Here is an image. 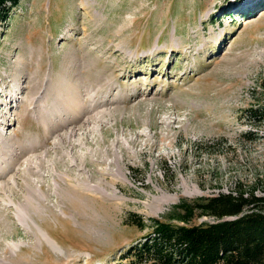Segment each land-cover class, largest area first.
Wrapping results in <instances>:
<instances>
[{"label": "rangeland", "instance_id": "1", "mask_svg": "<svg viewBox=\"0 0 264 264\" xmlns=\"http://www.w3.org/2000/svg\"><path fill=\"white\" fill-rule=\"evenodd\" d=\"M1 103L0 146L19 149L0 161L23 157L0 181V260L119 264L151 219L182 224L183 200L264 194V119L243 117L264 109V0H20L0 22ZM30 162L40 194L62 174L84 205L50 197L22 219L12 189Z\"/></svg>", "mask_w": 264, "mask_h": 264}, {"label": "trees", "instance_id": "2", "mask_svg": "<svg viewBox=\"0 0 264 264\" xmlns=\"http://www.w3.org/2000/svg\"><path fill=\"white\" fill-rule=\"evenodd\" d=\"M19 2L0 0V22ZM243 117L248 123L263 120L264 109H246ZM247 136L255 134L249 131ZM254 190L239 184L235 192L181 201L171 218L182 224L151 219L152 231L129 245L119 255V264H264V194ZM202 215L213 221L189 224ZM133 223L143 226L140 219Z\"/></svg>", "mask_w": 264, "mask_h": 264}, {"label": "bare ground", "instance_id": "3", "mask_svg": "<svg viewBox=\"0 0 264 264\" xmlns=\"http://www.w3.org/2000/svg\"><path fill=\"white\" fill-rule=\"evenodd\" d=\"M23 87V86H22ZM18 96V97H17ZM15 96L12 100H13V103L15 101L18 102L19 98H20V95H17ZM100 103V102H99ZM9 104V103H8ZM11 104H12V101H11ZM78 103L75 104L74 106V111H76V108H79L81 107V105L79 106ZM10 105V104H9ZM2 106H4V104L1 103L0 105V110L2 109ZM99 108H100V105H98ZM87 109V106L85 107ZM92 108V107H91ZM103 108H105L103 106ZM102 108V109H103ZM110 108V107H109ZM94 109V108H93ZM108 109V108H107ZM84 110L83 107H81L80 110L76 111L77 114H76V119L77 117L80 116V113H84ZM88 110V109H87ZM68 111V110H67ZM67 111H65V113L67 114ZM70 111V109H69ZM86 111V110H85ZM92 111V109H91ZM98 112V111H97ZM96 112V113H97ZM72 113V111H71ZM88 113H89V110H88ZM106 113V112H105ZM91 114V113H90ZM102 114V113H101ZM61 115V114H60ZM96 115V114H95ZM106 115V114H104ZM64 116V115H63ZM102 116V115H101ZM58 117V116H57ZM62 117V115H61ZM60 117H58L59 119ZM7 118H5V120H1L0 119V122H2V127L0 126V130H3L5 128H8L9 127V124H10V121H7L6 120ZM97 119V118H95ZM88 120V119H87ZM92 120H94L92 118ZM71 121V120H69ZM73 121V120H72ZM77 121V120H76ZM91 121V120H89ZM54 122V121H52ZM56 122V120H55ZM80 122V121H79ZM94 122V121H93ZM102 122V121H100ZM58 123V122H57ZM69 123V122H68ZM71 124V123H70ZM69 124V125H70ZM74 124V123H73ZM65 124H63L62 126H64ZM83 125V124H82ZM87 126V124H85ZM93 125V124H92ZM61 126V127H62ZM66 126V125H65ZM72 126V125H71ZM70 126V127H71ZM73 127V126H72ZM84 127V126H83ZM56 128V127H55ZM63 128L65 127H62V130ZM68 128V127H67ZM86 128V127H85ZM90 128V127H89ZM50 129V128H49ZM53 129V128H52ZM57 129V128H56ZM59 129V127H58ZM57 129V130H58ZM61 129V128H60ZM56 130H54L53 132H55ZM60 131V130H59ZM64 131V130H63ZM61 132V131H60ZM64 134V133H63ZM67 134V133H66ZM69 134V133H68ZM54 135V134H53ZM58 136V135H57ZM1 137H4L3 135ZM0 137V138H1ZM53 136H51L50 138H52ZM56 137V136H55ZM5 143V142H4ZM18 144V143H17ZM3 146H0V158H1V155L2 153L7 149L9 152V149L11 151L10 154H12L14 152L15 149H19V146L16 145V142L14 140H11V139H7L6 140V143L5 144H2ZM57 145H59L60 147V144L57 143ZM55 147H57L55 145ZM54 147V148H55ZM58 148V147H57ZM64 149V148H63ZM22 150L23 151V148L20 147V151ZM61 151V149H60ZM59 152V151H58ZM63 152V151H62ZM61 153V152H59ZM62 154V153H61ZM60 154V155H61ZM64 156V155H63ZM23 156H19L18 159H13L11 160L10 157L9 158H5L6 161H0V181H7L9 176L11 177V175H15L14 172L16 171V166L19 162V160L22 158ZM62 157V156H61ZM11 160V161H10ZM86 162L82 161V163L78 166V172L81 173L83 172V169L84 167H86ZM41 165V164H40ZM88 165V164H87ZM39 165H35L34 163L30 162L27 164V166L25 167V174L24 175H21L24 177V181L25 183L23 184L21 181V179L19 177H16V182H17V188L16 189H12L13 193L14 194V197H19L21 196L20 198V204L18 206V213H19V216L22 218V219H27L28 218V215L29 214H35V215H38V216H41L45 213L46 210H49V211H53L55 208H57V206L62 207L63 209H67L66 206L67 205H71V206H77V207H80L83 204V200L82 198L85 197L86 195L84 194V192H87V189L83 188V190H80L78 188H76L73 183L71 182L70 179L66 178L64 175L62 174H58L56 175V187H53V188H50V193L47 195V194H40L39 191H38V188L40 187V189H43V186H44V182L42 181V176L43 174L41 175L40 170L38 169ZM72 167V165H71ZM77 167V166H75ZM74 167V168H75ZM41 168V167H40ZM74 168L72 169V171L74 170ZM16 173V172H15ZM19 174V173H18ZM18 174L16 173V175L18 176ZM23 174V173H22ZM12 175V176H13ZM85 175H83L81 173V175H79V179H82L84 178ZM14 177V176H13ZM15 178V177H14ZM15 180V179H14ZM41 180V182L39 181ZM10 181V180H8ZM88 182V180H86ZM4 184V183H3ZM6 184V183H5ZM11 184V183H10ZM85 184V182H84ZM7 185V184H6ZM86 185V184H85ZM88 187V186H87ZM12 188V187H11ZM6 189V188H5ZM8 189H10L8 187ZM7 189V190H8ZM11 190V189H10ZM88 190L91 191V189L88 187ZM84 191V192H83ZM21 194V195H20ZM1 195V194H0ZM50 197H56L57 198V206L53 205V206H49V204H47L46 200H48ZM55 198V199H56ZM40 218V217H39ZM8 261V260H7ZM0 264H6L5 260H0ZM8 264V263H7Z\"/></svg>", "mask_w": 264, "mask_h": 264}, {"label": "built area", "instance_id": "4", "mask_svg": "<svg viewBox=\"0 0 264 264\" xmlns=\"http://www.w3.org/2000/svg\"><path fill=\"white\" fill-rule=\"evenodd\" d=\"M246 119H247V118H246ZM245 122H246V121H245ZM246 125H249V123H248V122H246ZM255 194H256V195H259V194H257L256 192H255Z\"/></svg>", "mask_w": 264, "mask_h": 264}]
</instances>
